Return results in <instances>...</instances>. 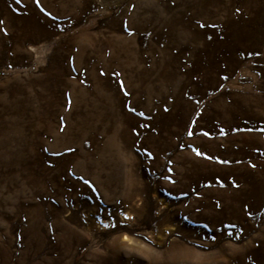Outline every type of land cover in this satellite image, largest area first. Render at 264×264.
Segmentation results:
<instances>
[{"label":"rangeland","instance_id":"rangeland-1","mask_svg":"<svg viewBox=\"0 0 264 264\" xmlns=\"http://www.w3.org/2000/svg\"><path fill=\"white\" fill-rule=\"evenodd\" d=\"M0 21V264H264V0Z\"/></svg>","mask_w":264,"mask_h":264},{"label":"snow or ice","instance_id":"snow-or-ice-1","mask_svg":"<svg viewBox=\"0 0 264 264\" xmlns=\"http://www.w3.org/2000/svg\"><path fill=\"white\" fill-rule=\"evenodd\" d=\"M16 2L17 3H19L20 2V0H16ZM0 23H2V21H0ZM200 27H204V25L202 24V25H200ZM210 38V37H209ZM167 110V109H166ZM222 131V130H221ZM193 133L190 131L189 133H188V135L189 136H191ZM205 136H207L208 135V133L207 132H205V133H203ZM197 155H200V153L199 152H197ZM210 158V157H209ZM218 163H227V161H217ZM235 186V185H234Z\"/></svg>","mask_w":264,"mask_h":264}]
</instances>
